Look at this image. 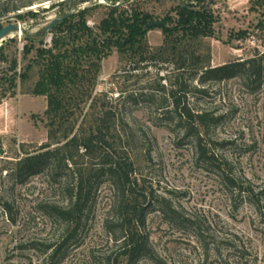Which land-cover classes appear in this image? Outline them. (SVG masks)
Returning a JSON list of instances; mask_svg holds the SVG:
<instances>
[{
    "label": "rangeland",
    "instance_id": "obj_1",
    "mask_svg": "<svg viewBox=\"0 0 264 264\" xmlns=\"http://www.w3.org/2000/svg\"><path fill=\"white\" fill-rule=\"evenodd\" d=\"M209 1L0 0V12L30 4L0 15V28L10 23L23 28L0 40V264H101L110 254L118 264H130L104 227L112 196L105 177L99 178L81 226L68 238L65 223L49 208L66 203L68 171L56 174L52 162L34 174L16 169L21 158L50 140L49 125L56 120L46 114L45 74L51 55L64 48L70 50L71 63L86 73L81 89L92 86L90 98L75 95L84 102L72 108L74 129H85L103 105L110 108L115 152L132 163L131 178L152 191L143 229L152 255L132 264H264V77L254 81L237 74L207 81L204 93L188 92L190 107L217 119L200 128L205 158L193 137L183 138L173 114H164L171 109L168 101L160 105L166 90L159 86L169 89L176 79L172 63L137 62L112 47L95 71L94 55L85 52L86 36L56 33L64 43L52 50L47 42L52 33L40 32L55 18L86 10L87 27L102 37L99 26L109 6L139 7L159 20L182 3L207 8L212 15L210 34L192 40L199 66L259 57L264 52V0ZM146 40L152 50L158 48L161 29H150ZM38 47L47 53H38ZM200 85L195 78L190 87ZM77 161L85 166L87 157ZM164 200L176 213L166 214Z\"/></svg>",
    "mask_w": 264,
    "mask_h": 264
},
{
    "label": "trees",
    "instance_id": "obj_2",
    "mask_svg": "<svg viewBox=\"0 0 264 264\" xmlns=\"http://www.w3.org/2000/svg\"><path fill=\"white\" fill-rule=\"evenodd\" d=\"M27 5L30 4L21 3L8 7L0 12V15ZM86 14L87 11L82 10L75 15H66L49 30L52 33V50L64 43L56 33L72 32L75 38L83 35L87 37V42L90 41L85 45V52L86 55H94L97 62L93 63L96 64L95 71L98 69V62L112 47L117 48L120 55L127 54L131 59L136 58L137 62L172 63L177 71L176 79L174 83H170L169 89H165L163 85L159 86V89L166 90V97L160 105L163 106V102L168 101L171 109H165L164 114H173V120L181 128L183 138L193 137L196 150L205 158L208 156L201 143L200 128L209 127L210 123L216 122L217 119L205 110L195 111L190 107L188 92L204 93L207 81L225 80L237 74L241 77L246 74L248 78L253 76L254 81L264 77V52L259 57L216 67L201 64L199 66V56L196 55L192 40L197 36L210 34L212 15L207 8L199 11L189 5L176 3L171 12L159 19L165 22L164 26L157 27L163 33V40L158 48L153 50L147 43L146 34L156 27L145 28L146 24L156 20L152 13L134 6L129 11L119 10L118 5L109 6L99 26V34L102 37L92 34L87 27ZM75 17L77 20L73 19ZM40 32L45 33V27ZM29 41L32 47L34 40ZM81 49L82 46L78 50ZM36 50L38 53H47L39 47ZM69 52V48H64L56 56L51 55V61L46 68V114L52 117L53 121L56 120V123L51 122L49 125L47 134L50 140L39 148L40 151L27 153L21 158L16 164V169L19 174H34L48 162H52L56 174L60 170L68 171L69 176L64 179V189L68 194L66 203L49 206L54 216L65 223L68 238H72L81 226L86 210L94 201L93 193L102 182L99 178L105 177L112 196L104 227L119 256L127 257L128 262L132 264L142 257L152 255L148 235L143 231L147 213L145 203L152 191H147L144 186L137 184L135 178H131L134 172L132 163L115 152L112 137L114 112L110 108L103 105L93 122L85 129H74L72 108L75 106L77 109L84 102L83 98L77 99L75 95L82 93L90 98L92 86L81 89L83 81H88L86 73L80 64L71 63ZM21 76L25 77V74ZM195 78L201 85L190 87ZM62 133L64 135L61 137ZM53 144L56 146L51 148ZM79 151H82V154ZM78 157H87L85 166L83 162L79 165ZM164 202L168 208L166 214L176 213L165 200ZM66 241L67 239L54 246L51 256H56ZM111 256L112 254L107 255L101 264H118L117 259Z\"/></svg>",
    "mask_w": 264,
    "mask_h": 264
},
{
    "label": "water",
    "instance_id": "obj_3",
    "mask_svg": "<svg viewBox=\"0 0 264 264\" xmlns=\"http://www.w3.org/2000/svg\"><path fill=\"white\" fill-rule=\"evenodd\" d=\"M65 18V16L62 17H58L55 18L53 20H51L46 26H45V30L46 32H49V30L58 22H60L61 20H63ZM165 22H163L162 20H155L153 22H150L148 24L145 25V28H150V27H160V26H164ZM22 27L16 23H10L7 24L3 27L0 28V40H2L6 35H8L9 33L15 31V32H22Z\"/></svg>",
    "mask_w": 264,
    "mask_h": 264
},
{
    "label": "built area",
    "instance_id": "obj_4",
    "mask_svg": "<svg viewBox=\"0 0 264 264\" xmlns=\"http://www.w3.org/2000/svg\"><path fill=\"white\" fill-rule=\"evenodd\" d=\"M90 24V21H87V25H89ZM51 38L52 37H49L48 39H47V42L49 43V46L51 45L50 43H51ZM47 45V43H45L44 44V46H46Z\"/></svg>",
    "mask_w": 264,
    "mask_h": 264
}]
</instances>
